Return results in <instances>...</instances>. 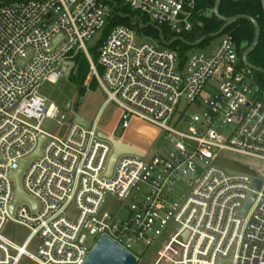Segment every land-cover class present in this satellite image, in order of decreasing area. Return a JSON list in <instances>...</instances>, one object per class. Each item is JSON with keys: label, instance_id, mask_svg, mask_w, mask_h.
Listing matches in <instances>:
<instances>
[{"label": "built area", "instance_id": "built-area-1", "mask_svg": "<svg viewBox=\"0 0 264 264\" xmlns=\"http://www.w3.org/2000/svg\"><path fill=\"white\" fill-rule=\"evenodd\" d=\"M198 1L0 0V264H83L102 236L134 264H264V83L242 63L231 34L181 64L176 50L116 24L96 48L100 72L85 44L117 5L174 35L189 32L203 12ZM80 52L90 70L82 86L95 77L103 105L120 108L121 127L137 117L167 131L171 147L119 154L106 175L112 146L97 121L66 122L38 92L64 75L67 62L75 72ZM34 96L45 98L44 110L30 118L19 109ZM191 104L200 112L187 116L181 107ZM44 118L66 122L64 134L42 129ZM41 136L39 155L19 175L27 200L15 201L13 175ZM109 193L131 199L123 217L101 211ZM10 223L29 230L23 241L8 236ZM137 244L141 254L132 250Z\"/></svg>", "mask_w": 264, "mask_h": 264}, {"label": "rangeland", "instance_id": "rangeland-1", "mask_svg": "<svg viewBox=\"0 0 264 264\" xmlns=\"http://www.w3.org/2000/svg\"><path fill=\"white\" fill-rule=\"evenodd\" d=\"M99 37L100 33H96L90 40L85 42L91 56L93 54L91 49L96 44ZM220 38V34L214 35L206 44L193 46L189 52L206 54L219 43ZM137 40H142V36H138ZM93 62L96 66L97 63L94 59ZM89 74L90 70H88L85 77ZM93 78L95 77L92 76L91 79L89 78L90 81L86 83V85L88 84L87 88L82 86V81L81 86L84 88V92H82V94H79L78 81L65 75L59 77L56 82L53 83L49 81L41 82L38 86V92L44 96L48 102H52L56 105L60 114H66V122L77 116L83 118L89 123H93L96 120L97 130L99 132L110 135L113 138L127 144L136 146L146 151L148 154L159 151L163 145L171 147V144H169L170 134L167 133V131L137 117H131L129 120V126L127 128H122L119 121L121 110L118 105L113 101H110L107 105H103L106 99V93L99 85L95 89L89 88ZM68 104V109H66ZM181 108L184 109L185 115L187 116L200 112V108L194 104L188 106L184 105ZM66 122L63 125H58L54 119L44 118L42 120L41 127L45 131L54 132L61 136L66 131ZM168 124L170 126H176L178 129H184L183 126L174 125L173 119L170 120ZM221 163L224 164V161ZM197 167L200 172V164H198ZM226 172L232 173V171L228 170ZM130 201L131 199H126L124 201L118 200L115 195L109 193L105 197L101 206V211L109 212L113 216L123 217L126 214L127 206ZM70 212H73L72 209H70ZM5 231L8 236L18 242L23 241L29 233V230L26 227L14 223L8 224ZM84 233L87 236L85 242L91 245L95 238L87 235L86 231H84ZM132 250L137 254H141L142 245H134ZM23 264L34 263L25 261Z\"/></svg>", "mask_w": 264, "mask_h": 264}, {"label": "trees", "instance_id": "trees-1", "mask_svg": "<svg viewBox=\"0 0 264 264\" xmlns=\"http://www.w3.org/2000/svg\"><path fill=\"white\" fill-rule=\"evenodd\" d=\"M214 5V0H199L197 9L203 10L200 15H195L196 24L189 32L180 35H174L165 26L152 23L147 16L141 15L131 10L127 6L117 5L113 7L111 17L107 25L102 30L96 44L92 47V59L97 60L96 48L100 42L109 33L110 29L116 24H125L132 26L137 34L147 40L153 41L159 46L174 49L178 52L180 63L183 64L187 58V53L193 46H201L208 42L213 34H223L228 32L231 34L235 49L239 55L251 44L254 37V27L251 22L240 19L236 20L222 28L223 22L216 16H205V10ZM218 12L223 16H233L237 14H246L253 17L260 28L258 42L253 50L247 55L249 63L256 67L264 68V16L261 13V7L258 0H245L233 2L230 0H220ZM199 23V24H198ZM222 28V29H221ZM216 34V35H217ZM198 41L197 43H194ZM75 72L70 71L68 77L78 81L79 94L84 92L81 83L89 70V63L83 53H78L75 58ZM98 72L99 65L96 64ZM259 80L264 83V74L258 73ZM98 86L95 78L90 83L91 89Z\"/></svg>", "mask_w": 264, "mask_h": 264}, {"label": "water", "instance_id": "water-1", "mask_svg": "<svg viewBox=\"0 0 264 264\" xmlns=\"http://www.w3.org/2000/svg\"><path fill=\"white\" fill-rule=\"evenodd\" d=\"M219 4H220V0H214L213 7L207 8L205 10V16L206 17H210L211 15L216 16L219 20L223 22L222 28L240 19H245L251 22L254 27V37H253L251 44L241 53V61L244 65L251 68L253 71L264 74V68L256 67L252 65L251 63H249L247 60V55L253 50V48L256 46L258 42L260 28H259L257 21L253 17L246 15V14H237L233 16L220 15L218 12ZM217 33L218 32L214 33L213 35H216ZM66 65H67V69L64 72V75L68 76L70 73V69L73 66V63L67 62ZM68 106L69 104L67 105L66 109H68ZM75 119L78 123L82 124L83 126L87 127L89 124L88 121L84 120L83 118L79 116L75 117ZM98 135L104 139H107L111 143V146H112V152L109 157L108 164H107L106 175H109L111 173L116 157L119 154H122V153H130V154H138V155L144 154V152L138 147L122 142L118 139L113 138L110 135L104 134L102 132H99ZM43 138H44L43 136L39 138L38 146L36 150L32 153V155L24 158L21 161L20 169L13 175V179L15 182V189H16L15 201L27 200L23 196L20 190V187H19L20 171L24 167V165L26 164L27 160L30 157H35L39 155V146ZM259 185H260V180H254V183H253L254 188H258ZM253 197H254V193H250V197L248 201L245 203V207L241 212L242 214H245L247 208L252 202ZM134 263H135V258L130 252H128L127 250H125L120 245L116 244L110 238L106 236H102L98 239V241L91 248V250L89 251L87 257L85 258L83 262V264H134Z\"/></svg>", "mask_w": 264, "mask_h": 264}, {"label": "clouds", "instance_id": "clouds-1", "mask_svg": "<svg viewBox=\"0 0 264 264\" xmlns=\"http://www.w3.org/2000/svg\"><path fill=\"white\" fill-rule=\"evenodd\" d=\"M44 103H45V98L34 96L31 100L22 103L19 110L24 115L33 118L42 114L44 110Z\"/></svg>", "mask_w": 264, "mask_h": 264}]
</instances>
